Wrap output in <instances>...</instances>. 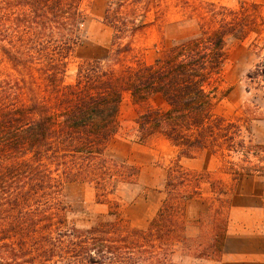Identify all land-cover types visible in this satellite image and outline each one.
Returning <instances> with one entry per match:
<instances>
[{"label":"trees","instance_id":"1","mask_svg":"<svg viewBox=\"0 0 264 264\" xmlns=\"http://www.w3.org/2000/svg\"><path fill=\"white\" fill-rule=\"evenodd\" d=\"M84 1L0 0V264H176L179 252L220 258L228 228L220 209L207 220L208 229L202 216H177L175 199L201 194L200 177L179 161L168 169V196L146 230L130 229L118 217L86 230L68 227L60 196L67 182L88 183L104 203L118 183H134L136 169L108 156L127 93L135 103L163 99L164 109L148 108L136 123L143 138L164 136L180 157L209 149L264 161L261 147L246 145L243 127L249 141L252 136L248 123L214 113L225 37H245L264 23L259 5L230 9L187 2L198 31L176 40L153 64L126 63L134 48L123 43L106 62L83 61L66 83ZM155 7L156 0H109L105 20L115 39H122L152 25L146 18ZM246 158V174L264 175V166ZM234 174L242 176L236 169ZM195 225L196 234H189Z\"/></svg>","mask_w":264,"mask_h":264},{"label":"rangeland","instance_id":"2","mask_svg":"<svg viewBox=\"0 0 264 264\" xmlns=\"http://www.w3.org/2000/svg\"><path fill=\"white\" fill-rule=\"evenodd\" d=\"M187 2L194 6L212 3L230 9H238L244 3L258 4L260 22H264V0H156V7L146 18L154 22L152 25L133 36L126 33L124 38L115 39V30L105 20L109 0H86L80 40L69 55L65 82L74 81L83 61L106 62L123 43L131 42L134 48L126 63L135 64L139 60L153 64L176 40L198 31V17H188L193 14L185 8ZM224 50L226 60L216 83L214 113L224 119L239 120L241 125L248 123L252 136L249 141L243 127L246 145L254 146V150L259 146L264 151V23L242 38L227 35ZM248 75L255 78L250 79ZM148 108L164 109L165 103L158 96H152L145 103H135L130 94H125L119 112L120 131L108 148L111 159L136 169V177L131 178L134 183H118L109 196L110 201L104 203L98 201L93 185L65 183L60 199L67 226L86 230L101 220L118 217L130 229L146 230L168 196V169L179 161L185 170L200 177L201 194L189 201L175 199L177 216L189 221L202 216L208 229L207 220L213 215L217 217L220 209V216L227 217L229 241L220 258H197L192 253L179 252L175 256L176 264H264V175L254 171L246 174L244 167L248 163L244 160L248 157L252 163L262 166L264 161L253 155L232 153L228 156L209 149L200 151L194 158L180 157L178 149L164 136L155 134L143 138L140 135L136 119ZM234 169L242 174L238 179ZM110 211H116V216H111ZM192 227L191 235L196 234L198 226Z\"/></svg>","mask_w":264,"mask_h":264},{"label":"crops","instance_id":"3","mask_svg":"<svg viewBox=\"0 0 264 264\" xmlns=\"http://www.w3.org/2000/svg\"><path fill=\"white\" fill-rule=\"evenodd\" d=\"M263 194H264V189H263ZM228 241H229V235H227L226 247H227V243H228ZM263 245H264V243H263Z\"/></svg>","mask_w":264,"mask_h":264}]
</instances>
